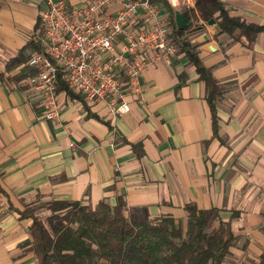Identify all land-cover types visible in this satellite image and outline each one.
I'll return each mask as SVG.
<instances>
[{
    "label": "crops",
    "instance_id": "crops-1",
    "mask_svg": "<svg viewBox=\"0 0 264 264\" xmlns=\"http://www.w3.org/2000/svg\"><path fill=\"white\" fill-rule=\"evenodd\" d=\"M219 1L264 23V0ZM150 3L171 31L169 11ZM194 3L172 6L174 18ZM43 8V0H0V264L36 263L22 246L31 220L19 210L51 199L123 201L141 217L171 214L183 223L187 206L215 207L238 237L239 264L264 254V33L248 43L189 13L185 34L223 90L213 111L195 67L176 54L141 71L127 112L112 116L104 101L62 90L60 117L50 120L40 95L21 82Z\"/></svg>",
    "mask_w": 264,
    "mask_h": 264
},
{
    "label": "trees",
    "instance_id": "trees-1",
    "mask_svg": "<svg viewBox=\"0 0 264 264\" xmlns=\"http://www.w3.org/2000/svg\"><path fill=\"white\" fill-rule=\"evenodd\" d=\"M155 1L169 11L170 41L177 46L176 54L185 56L195 67L198 79L205 83L206 99L213 111L222 95L220 83L202 62L197 45L185 29L177 26L172 6L167 0H150ZM192 16L206 23L213 20L219 32L248 43L259 32L264 33V23H249L230 14L219 0H195ZM29 44L32 51L42 50L38 39ZM30 71L28 66L27 73ZM62 90L75 93L59 74L56 91ZM47 207L50 214L45 221L31 216L35 207L29 202L19 210L21 218L31 220L30 237L22 246L34 254L35 264H230L232 248L238 241L230 221L222 219L215 207L187 206L184 223L171 214L141 217L127 211L123 201L111 204L100 200L90 205L51 199ZM245 261L264 264V254Z\"/></svg>",
    "mask_w": 264,
    "mask_h": 264
},
{
    "label": "built area",
    "instance_id": "built-area-1",
    "mask_svg": "<svg viewBox=\"0 0 264 264\" xmlns=\"http://www.w3.org/2000/svg\"><path fill=\"white\" fill-rule=\"evenodd\" d=\"M114 1L43 0L37 37L42 50L30 54L31 71L21 82L40 95L46 119L60 117L59 74L86 102L104 101L114 116L130 109L128 92H141L144 68L168 64L175 57L177 46L170 41L168 24L157 5L149 0H122L110 12L107 7ZM167 2L190 7L189 0Z\"/></svg>",
    "mask_w": 264,
    "mask_h": 264
},
{
    "label": "rangeland",
    "instance_id": "rangeland-1",
    "mask_svg": "<svg viewBox=\"0 0 264 264\" xmlns=\"http://www.w3.org/2000/svg\"><path fill=\"white\" fill-rule=\"evenodd\" d=\"M50 200H37L31 204V207H35L31 216L36 217L39 220L45 221L46 217L50 214V211L47 207V204ZM241 258H239L236 254L232 255L229 263L230 264H239ZM246 264V262H243ZM250 264V263H249Z\"/></svg>",
    "mask_w": 264,
    "mask_h": 264
},
{
    "label": "water",
    "instance_id": "water-1",
    "mask_svg": "<svg viewBox=\"0 0 264 264\" xmlns=\"http://www.w3.org/2000/svg\"><path fill=\"white\" fill-rule=\"evenodd\" d=\"M175 20L180 29H185L191 24L189 14L187 12H175ZM212 22L213 20H210V23Z\"/></svg>",
    "mask_w": 264,
    "mask_h": 264
},
{
    "label": "bare ground",
    "instance_id": "bare-ground-1",
    "mask_svg": "<svg viewBox=\"0 0 264 264\" xmlns=\"http://www.w3.org/2000/svg\"><path fill=\"white\" fill-rule=\"evenodd\" d=\"M178 53V52H177ZM29 58V57H28Z\"/></svg>",
    "mask_w": 264,
    "mask_h": 264
}]
</instances>
